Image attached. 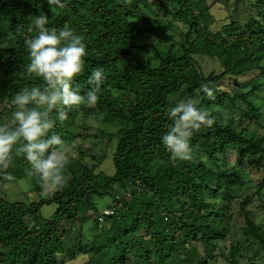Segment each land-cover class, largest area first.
Returning <instances> with one entry per match:
<instances>
[{
	"label": "trees",
	"instance_id": "1",
	"mask_svg": "<svg viewBox=\"0 0 264 264\" xmlns=\"http://www.w3.org/2000/svg\"><path fill=\"white\" fill-rule=\"evenodd\" d=\"M217 1L0 0V112L16 110L19 90L43 86L26 70L25 41L36 34L33 19L47 15L48 27L84 38V70L73 81L81 94L91 87L92 70L103 68L106 76L95 104L65 108L63 122L51 113L56 126L49 135L72 141L88 128L89 116L117 125L115 132L93 134L116 139L113 174L96 170L105 151L90 154L89 166L76 146L77 157L67 156V183L47 193L38 186L31 202L9 201L3 190L6 181L30 180L32 166L16 152L19 144L0 159V264H67L81 256L82 264H209L217 255L225 264L243 258L264 264L258 262L264 259V133H246L264 121V99L251 100L264 91V0H235L229 21L218 27L211 13ZM173 22L185 29L183 40L162 43ZM199 58L218 70L206 73ZM203 82L214 86V99L202 92ZM187 98L215 122L193 133L192 160L173 162L161 137L172 126L168 109ZM228 106L232 112L224 117ZM229 152L235 155L230 165ZM106 196L110 203L99 212L95 200ZM51 204L44 217L42 207ZM82 218L92 222L93 235L89 229L82 235ZM78 225L81 232L65 247V234Z\"/></svg>",
	"mask_w": 264,
	"mask_h": 264
},
{
	"label": "clouds",
	"instance_id": "2",
	"mask_svg": "<svg viewBox=\"0 0 264 264\" xmlns=\"http://www.w3.org/2000/svg\"><path fill=\"white\" fill-rule=\"evenodd\" d=\"M54 2L59 4V0H48L49 4ZM32 24L36 34L25 41L29 55L26 70L41 79L43 86L23 88L13 97L16 110L11 114V123H0V159L19 144L16 152L23 153L44 183L58 189L67 183V156L61 147L52 149L54 145L62 146L63 141L55 133L49 135L56 126L51 113L55 110L58 120L63 122L67 118L65 108L85 102L95 104L106 76L103 68L92 70L87 78L91 87L82 95L73 81L84 70L83 58L87 53L83 36L70 29L48 27L47 15H37ZM200 88L208 98H215L214 86L203 82ZM168 116L172 126L162 135L161 142L169 151L170 160H192L193 133L202 127L211 128L214 118L191 98L170 107Z\"/></svg>",
	"mask_w": 264,
	"mask_h": 264
},
{
	"label": "rangeland",
	"instance_id": "3",
	"mask_svg": "<svg viewBox=\"0 0 264 264\" xmlns=\"http://www.w3.org/2000/svg\"><path fill=\"white\" fill-rule=\"evenodd\" d=\"M234 2H235V0H229V3H230L229 8L225 7V3H223L222 0L217 1L216 3H214L212 5L211 13L213 15V18H214V21H215V24L217 27H218V22L221 23L222 21L223 22L229 21L228 15L230 16V9L233 8ZM153 11H155V12L157 11L158 13L162 12V11H158L157 8H154ZM244 15L245 14L242 15L243 18H244ZM215 24H214V26H215ZM184 32H185V29H183L181 23L173 22L170 30H167L165 32V34L163 36H161L162 43H168L169 37H173L176 41H181V40H183ZM199 62L202 65V68L206 73L212 69L218 70V65L216 63L213 64L211 62V60H209L207 58H204V59L199 58ZM244 79H246V78H244ZM222 86L225 89H229L230 83L227 81H224V82H222ZM263 99H264V91H262L261 93L254 94L252 96L251 100L255 104H261ZM231 110H232V108L230 106L224 108L222 111L223 116L227 117L226 113L229 114L230 112H232ZM234 111L241 112L242 109L236 107V110H234ZM238 116H239L238 114H235L234 117L237 118ZM84 121H85L84 123H85L86 127H88V128H79L77 130V134H76L75 139L72 141L68 140V136H66L65 138L64 137L61 138V140L63 141V145L62 146H56V148L61 147L65 151L66 156L77 157L78 150H77L76 146L79 147L82 150V152H84V154L86 155L85 162L89 166L93 164V161L89 157L90 154H92L94 152L105 151V153H104L105 157L103 158L102 162L98 165V168L96 170L102 171V172L107 173L109 175L113 174L114 173V166H113L111 155H112L113 150H114V145H115L116 139L114 141H108L106 138L105 139L103 138V140H102L98 136L94 137L93 134L96 133V130L98 128L102 129L105 132H115L117 130V125L113 126V123L110 121L102 122L100 120H96L95 117H93V116H89ZM0 122L3 124L11 123V114L5 110L1 111L0 112ZM260 123L263 126V129H262V126L260 127L257 125H249L248 131L246 133L248 135L253 136V137H257L258 135L264 133V121H261ZM226 157L229 161L228 164L230 165V163H233V161L235 159L234 152L227 153ZM27 171L31 175V176L29 175L30 180L22 178L18 181L9 180V181L5 182L3 190H4V194H5L6 198L9 201L31 202L33 200H37L39 197L38 196L39 191L36 189L38 186L41 188L40 191L43 193H47L52 189V187L50 185L44 183L41 180V178L38 177V175L35 174L31 168H29V170H27ZM262 173L263 172H261V171L258 172L257 174L254 173L255 179L261 178ZM207 200L211 201V198L208 197ZM95 202H96V206H97L99 212H101V211H103V209L107 208L108 204L110 203V198L107 196L102 197V198H97L95 200ZM54 208H55L54 204L43 206L41 209L42 215L44 217H48ZM81 222L83 224V226H82V228H83L82 229V235L83 236H86L88 229L90 230L91 235H93L95 233V228L92 225H90V224H92L90 219L82 218ZM79 226L80 225L76 226L77 228L76 227L73 228V231L71 232L70 236H68V238L66 239V235L70 232V231H67V233L64 236V244L63 245L65 247L69 245L68 239L72 241L73 235H75L78 232H81V226H80V229H79ZM236 238L238 240L242 241V243H243V237H242L241 233H238ZM86 239L87 238L84 237L83 241H85ZM220 244H219V246H222V242ZM253 252H254V247H250L247 256H251L253 254ZM83 261H85V257L81 256L75 260H71V261L67 260L64 262L67 264H82ZM258 262L264 263L263 256H262L261 260ZM241 263L242 264H248L245 258H243L241 260ZM209 264H225V262H224L223 258H221L217 255L213 259H211Z\"/></svg>",
	"mask_w": 264,
	"mask_h": 264
},
{
	"label": "built area",
	"instance_id": "4",
	"mask_svg": "<svg viewBox=\"0 0 264 264\" xmlns=\"http://www.w3.org/2000/svg\"><path fill=\"white\" fill-rule=\"evenodd\" d=\"M106 212V211H105Z\"/></svg>",
	"mask_w": 264,
	"mask_h": 264
}]
</instances>
